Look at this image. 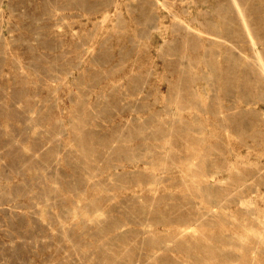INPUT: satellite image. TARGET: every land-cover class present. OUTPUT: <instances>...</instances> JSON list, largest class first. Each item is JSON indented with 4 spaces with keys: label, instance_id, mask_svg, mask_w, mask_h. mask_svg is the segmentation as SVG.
<instances>
[{
    "label": "rangeland",
    "instance_id": "obj_1",
    "mask_svg": "<svg viewBox=\"0 0 264 264\" xmlns=\"http://www.w3.org/2000/svg\"><path fill=\"white\" fill-rule=\"evenodd\" d=\"M0 264H264V0H0Z\"/></svg>",
    "mask_w": 264,
    "mask_h": 264
}]
</instances>
